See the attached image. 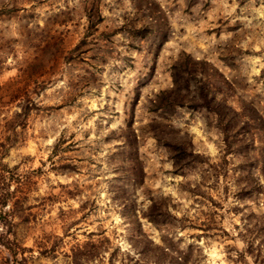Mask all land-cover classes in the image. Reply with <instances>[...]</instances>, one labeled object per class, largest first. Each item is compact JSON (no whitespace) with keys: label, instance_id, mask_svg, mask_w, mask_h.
Wrapping results in <instances>:
<instances>
[{"label":"rangeland","instance_id":"rangeland-1","mask_svg":"<svg viewBox=\"0 0 264 264\" xmlns=\"http://www.w3.org/2000/svg\"><path fill=\"white\" fill-rule=\"evenodd\" d=\"M211 94L264 121V0H0V242L22 264L87 240L83 264H264L261 131L227 147Z\"/></svg>","mask_w":264,"mask_h":264},{"label":"trees","instance_id":"trees-1","mask_svg":"<svg viewBox=\"0 0 264 264\" xmlns=\"http://www.w3.org/2000/svg\"><path fill=\"white\" fill-rule=\"evenodd\" d=\"M176 67L177 68L174 70L175 73L172 74L173 75V80H172L173 87L171 91L169 92L167 91L168 95H166V99H170V103L180 102L181 104L183 102H181L180 99H178L177 100L178 102H176L175 97L179 95V90L182 86L186 87L184 86V84H180V83H185L186 78L185 76L180 75L179 72L182 71L186 73L188 71L186 70L185 67H182L181 69L179 68V65H177ZM206 81L207 80L205 79L200 80L199 85H197L198 89L205 88ZM153 104L156 108L161 107L157 101L156 103L154 102ZM201 105H203V107H205L206 109H211L214 112L216 119H217V127L222 132L223 139L226 141L225 143H227V147H229V145L232 142L230 140V137L232 136V134L228 135V130L231 126L233 127L234 125L239 126L238 124L241 123L243 124L242 126L240 124L241 127H246V129H243V130L244 131L249 130L252 135L255 133V130H260L261 131L260 136L262 138L261 139L262 141H261V147L259 148V150H261L259 155L263 157V162H264V121L261 115L258 114L257 110L253 106L250 105L247 108L245 105L242 106L241 104L239 106V110H237L231 105L226 104L224 98H219L216 100L215 95L213 94L210 95L208 100H203V104ZM246 110L248 111V113L246 112L244 113V111ZM243 130H237V131L243 132ZM5 199H6V192H0V204L3 203ZM260 216L262 217L264 221V213L260 214ZM263 221L254 220L253 222L254 225L257 226L256 231H258L260 235L262 234L261 235L262 238H264V222ZM260 223L262 224L260 225ZM3 241H5L4 243H6V241L8 240H3ZM259 241H260L259 245H264L263 239ZM0 243L4 245L3 242H0ZM247 245L248 246H247L246 251L250 253V248H251L250 239L248 240ZM8 247H9L10 252L13 255L11 264H22L21 260L24 259V256L21 253L19 254V256L17 254L19 250H22V248L13 247L11 242H9ZM70 249H71V264H83L84 260H88L89 258H91L97 253L98 251L97 249H99V245L91 240H87L81 244L79 243L73 244L70 247Z\"/></svg>","mask_w":264,"mask_h":264}]
</instances>
